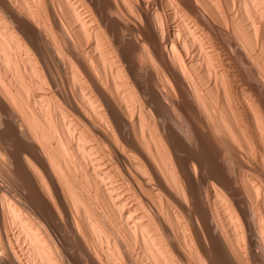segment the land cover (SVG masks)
Here are the masks:
<instances>
[{"label":"bare ground","instance_id":"obj_1","mask_svg":"<svg viewBox=\"0 0 264 264\" xmlns=\"http://www.w3.org/2000/svg\"><path fill=\"white\" fill-rule=\"evenodd\" d=\"M0 264H264V0H0Z\"/></svg>","mask_w":264,"mask_h":264}]
</instances>
